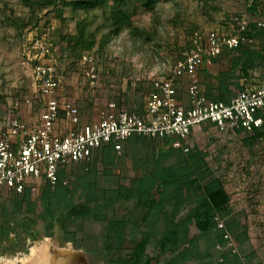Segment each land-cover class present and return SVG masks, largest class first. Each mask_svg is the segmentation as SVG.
Instances as JSON below:
<instances>
[{
	"label": "rangeland",
	"instance_id": "374dc122",
	"mask_svg": "<svg viewBox=\"0 0 264 264\" xmlns=\"http://www.w3.org/2000/svg\"><path fill=\"white\" fill-rule=\"evenodd\" d=\"M43 2L0 0V132L16 116L25 124H35L44 108L45 98L40 96L32 78L33 64L25 56L29 42L38 39L41 34L47 33L46 40L53 45L50 58H45L42 63H52L56 69L58 98L75 105L79 113L87 118L86 123H89L110 102H114L120 111L143 113L144 97L149 85L146 75L175 64L181 52L192 49L193 34L196 32L204 34L218 30L225 35L232 33V18L245 9L243 0H156L154 9L148 12L142 3L133 1L131 7L134 10L130 8L129 12L138 34L125 31L116 39H110L100 50V43L109 33V26L99 11L76 10V0H52L48 5ZM248 15L251 21L259 17L252 10ZM79 22L86 33L93 34L95 40L90 50L81 53L70 40L77 35ZM250 38L256 48L254 59L263 61L260 67L264 70V59L260 53L264 49V36L254 34ZM87 54L95 60L94 85H90L85 76L87 66L83 64L82 57ZM61 117L62 114H59L57 127L62 126ZM246 136L224 133L223 136L216 134L215 137L211 133L207 140L200 143V152L207 166L221 178L223 187L230 195L229 215L221 220L238 254L233 264H264V138L259 143L251 144ZM170 148L171 145L166 142L146 138L128 140L123 143L119 154L111 149L105 150L103 146L93 153L89 162L72 163L64 167L60 175L63 184L53 188L52 196L64 199L72 192L78 200L94 206L108 204L118 192L121 198L114 207L117 212L119 207L133 199L136 179L154 171L155 160ZM194 148L191 151H195ZM14 154H17V148ZM175 156L178 153L173 150L166 162L160 159L156 166L163 169L173 164L178 158ZM199 171L195 170L194 176ZM42 186L43 181L39 182L38 190L30 196V204H24L20 196L9 195L4 198L0 208L3 206L8 209L13 216L41 217L44 206ZM126 198H129L128 201ZM55 201L52 205H63V200ZM112 211L107 206L98 216L99 221H84V233L78 239L83 238L86 244L93 245V240L96 242L97 238L100 244L99 235L114 214ZM160 226L149 224L146 230L155 232L154 237L157 239ZM65 231H77V227H54L52 236H43L34 242L11 233L8 243L0 246V264L14 259L17 264H21L20 260L29 254L31 247L43 243H47L55 252H68L69 248L84 252L79 247L81 241L75 245L64 241ZM87 233L93 236L92 240L85 237ZM192 236L190 233L189 237ZM197 243L195 248L198 258L202 254H213L212 257H205L204 261L214 264L216 257L207 242L201 238ZM153 244L154 240L149 244V252ZM181 251L183 239L180 249L169 254ZM185 258L188 264H197L190 256L186 255ZM96 264L106 263L100 261Z\"/></svg>",
	"mask_w": 264,
	"mask_h": 264
},
{
	"label": "built area",
	"instance_id": "2783aa9c",
	"mask_svg": "<svg viewBox=\"0 0 264 264\" xmlns=\"http://www.w3.org/2000/svg\"><path fill=\"white\" fill-rule=\"evenodd\" d=\"M243 2L244 12L232 18V33L196 32L192 49L181 52L179 60L165 74L151 71L146 75L149 85L143 113L120 111L110 102L99 111L96 121L87 124L80 123L75 105L59 101L56 69L52 63H42L52 52L47 33L30 41L25 56L33 64L31 74L40 96L45 98L44 108L35 124H25L16 116L0 132V204L9 195L20 196L25 190L36 192L43 179L55 185L59 168L88 161L96 150L107 144L112 143L119 154L122 142L133 136L151 140L170 138L173 148L187 153V137L203 124L233 135L260 128L263 120L257 114L264 109V84L243 87L226 102L207 99L200 87L199 70L203 66L211 65L224 49L235 51L241 45L253 46L246 32L251 23L257 28L264 26V0ZM252 8L259 15L253 21L248 15ZM82 61L87 66L85 76L94 85V57L87 54ZM183 77L187 78V106L178 99L177 92ZM59 114H62L61 127L56 125ZM214 222V231H221L223 239V244H217L216 249L227 252V258L219 256L214 264H231L238 255L234 242L223 220L215 217Z\"/></svg>",
	"mask_w": 264,
	"mask_h": 264
},
{
	"label": "trees",
	"instance_id": "16d2710c",
	"mask_svg": "<svg viewBox=\"0 0 264 264\" xmlns=\"http://www.w3.org/2000/svg\"><path fill=\"white\" fill-rule=\"evenodd\" d=\"M42 1L45 5L52 3V0ZM133 1L142 3L148 12L154 9L156 3V0H76L74 7L83 12L97 10L104 22L108 24L109 33L100 43V50H102L110 42V39H116L125 31L138 34V30L133 27L129 12V9L133 8V6L131 7ZM109 3H115V5L110 6ZM27 4L32 6L31 2ZM41 7L40 4L39 8ZM251 10L258 14L256 8ZM250 28L246 32L248 38L253 37L254 34L264 36V27L257 28L255 25H251ZM76 30L77 35L70 39L73 45L79 53L90 50L95 43L93 34L86 33L81 22L77 24ZM252 48L254 46L241 45L235 51L224 50L245 54L243 58H249V62L245 63V69H250L260 67L263 62L261 59H257L258 62L254 59L256 48L254 50ZM263 52L264 49L260 50L264 59ZM257 115L262 118L263 125L251 132H246V138L251 144L259 143L264 138V109ZM131 139L141 140L143 137H130L122 142L121 149L123 143ZM157 141L170 144V150L155 160L154 171L136 179L133 199L130 202L127 200L129 198H126L128 202L119 207L117 212L114 207L121 198L118 192L108 204H95L94 206H89L85 201L78 200L72 192L64 199L53 197V188L63 184L60 177L63 168H59L55 185L52 186L43 179L41 195L44 206L41 217L13 216L8 209L3 206L0 208V246L8 243L11 233L25 236L34 242L43 236H52L54 227L69 228L70 225H76L77 231H65L64 241L73 245L77 241H81L79 247L86 253L89 264H96L100 261H104L106 264H188L186 255L190 256L192 261L197 264H207L204 258L212 257L213 254L212 256L202 254V257L198 258V250L195 247L201 238L207 242L208 248L214 252L216 259L219 256L227 258L226 251L219 252L216 249L217 244H223L222 232L214 231L215 217L225 218L229 215L230 210V195L223 187L221 178L207 166L200 152L191 151L188 148L187 155H185L186 153L181 150L172 148V139L164 138ZM104 148L105 150L111 149L117 154L112 143L107 144ZM173 150L178 153V156H175L178 157L177 160L163 169L158 168L156 165L160 159L166 162ZM198 169L200 171L197 176H194L195 170ZM31 195L29 190H25L20 195L22 202L30 204ZM55 200H63V205L59 207L52 205L53 202H57ZM107 206L111 211L114 208L112 211L114 214L109 218L106 227L101 230L99 235L101 243H98L97 238L96 242L93 240V245L86 244L83 238L78 239V236L84 233L83 222L99 221L98 216L107 209ZM149 224L154 227L161 225L157 239L154 237L155 232L146 230V226ZM196 232L197 234H195ZM190 233L193 234L192 237H189ZM85 237L93 238L88 233L85 234ZM182 239L183 251L174 255L169 254L180 249ZM152 240H154V244L149 252V244ZM236 260L237 256H234L232 264Z\"/></svg>",
	"mask_w": 264,
	"mask_h": 264
},
{
	"label": "crops",
	"instance_id": "0c3cea01",
	"mask_svg": "<svg viewBox=\"0 0 264 264\" xmlns=\"http://www.w3.org/2000/svg\"><path fill=\"white\" fill-rule=\"evenodd\" d=\"M243 56H245V54L242 52L236 53L234 51L223 50L222 54L218 56L211 65L203 66L199 70L201 91L207 99L226 102L243 87H258L264 84V70L258 66L245 69V63L249 62V58L245 59ZM168 68H163L158 73L165 74ZM186 85L187 78H181L177 90L178 99L183 102L185 106H187ZM60 100L61 99H59V101ZM79 116L80 122H82V124H87V118L85 119L83 114L80 113ZM97 119L98 116L92 117L90 122L96 121ZM211 133H214L215 137L216 134L220 136H223L224 133L227 134V132L218 130L210 124H203L190 132L186 140V147L192 150L193 147H195L194 150L200 152V143L207 140ZM241 134L244 135L247 133L241 132Z\"/></svg>",
	"mask_w": 264,
	"mask_h": 264
},
{
	"label": "bare ground",
	"instance_id": "6f19581e",
	"mask_svg": "<svg viewBox=\"0 0 264 264\" xmlns=\"http://www.w3.org/2000/svg\"><path fill=\"white\" fill-rule=\"evenodd\" d=\"M51 246L47 243L31 247L29 254L20 260L21 264H74L71 259L66 257L67 252L58 251L53 254ZM63 253V254H62ZM3 264H17L16 259L5 261Z\"/></svg>",
	"mask_w": 264,
	"mask_h": 264
},
{
	"label": "water",
	"instance_id": "95a60500",
	"mask_svg": "<svg viewBox=\"0 0 264 264\" xmlns=\"http://www.w3.org/2000/svg\"><path fill=\"white\" fill-rule=\"evenodd\" d=\"M67 253L66 257L71 259L74 264H88L86 261V254L84 252H76L69 248Z\"/></svg>",
	"mask_w": 264,
	"mask_h": 264
},
{
	"label": "flooded vegetation",
	"instance_id": "af4514ba",
	"mask_svg": "<svg viewBox=\"0 0 264 264\" xmlns=\"http://www.w3.org/2000/svg\"><path fill=\"white\" fill-rule=\"evenodd\" d=\"M53 250V249H52ZM55 252V251H54ZM86 254V253H85ZM87 259V258H86ZM87 263H88V261H87ZM89 264V263H88Z\"/></svg>",
	"mask_w": 264,
	"mask_h": 264
}]
</instances>
